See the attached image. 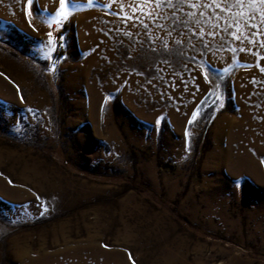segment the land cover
<instances>
[{
    "label": "rangeland",
    "instance_id": "1",
    "mask_svg": "<svg viewBox=\"0 0 264 264\" xmlns=\"http://www.w3.org/2000/svg\"><path fill=\"white\" fill-rule=\"evenodd\" d=\"M0 264H264V4L0 0Z\"/></svg>",
    "mask_w": 264,
    "mask_h": 264
},
{
    "label": "snow or ice",
    "instance_id": "2",
    "mask_svg": "<svg viewBox=\"0 0 264 264\" xmlns=\"http://www.w3.org/2000/svg\"><path fill=\"white\" fill-rule=\"evenodd\" d=\"M33 4H34V0H32ZM65 0H60L61 3V7H63ZM259 3L264 4V0H259ZM57 15H60V13L58 12ZM50 39H49V44H52V40H51V33L48 34ZM193 118H195V114L193 115ZM189 123H191V121H189Z\"/></svg>",
    "mask_w": 264,
    "mask_h": 264
},
{
    "label": "trees",
    "instance_id": "3",
    "mask_svg": "<svg viewBox=\"0 0 264 264\" xmlns=\"http://www.w3.org/2000/svg\"><path fill=\"white\" fill-rule=\"evenodd\" d=\"M65 28V27H64Z\"/></svg>",
    "mask_w": 264,
    "mask_h": 264
}]
</instances>
